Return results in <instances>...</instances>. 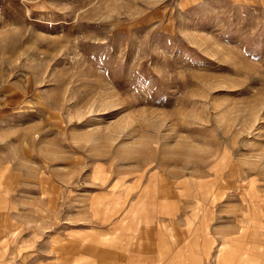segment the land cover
I'll return each mask as SVG.
<instances>
[{
  "label": "rangeland",
  "instance_id": "obj_1",
  "mask_svg": "<svg viewBox=\"0 0 264 264\" xmlns=\"http://www.w3.org/2000/svg\"><path fill=\"white\" fill-rule=\"evenodd\" d=\"M259 224L264 0H0V264H136L150 226V264H234Z\"/></svg>",
  "mask_w": 264,
  "mask_h": 264
},
{
  "label": "crops",
  "instance_id": "obj_2",
  "mask_svg": "<svg viewBox=\"0 0 264 264\" xmlns=\"http://www.w3.org/2000/svg\"><path fill=\"white\" fill-rule=\"evenodd\" d=\"M171 205L175 206L176 204L172 203ZM171 226H172V224H171ZM188 227H191V225L188 224ZM192 227H195V225H192ZM203 228H206L209 231H212L211 229L213 228V222L212 221L207 222V224ZM195 229H196V227L194 228V230ZM146 231H147V234L150 235V236L148 235V237H147L148 238L147 239L148 243H147V245L146 244L145 245L142 244V247H143L142 249L144 251L138 252V254L137 253L134 254L133 262H135L136 264H150L151 260H153V257H151V255H152L151 254V250L149 248L150 247L149 246V241L151 240V238H152V242H153L151 247H153V245H154V247H156V245H158L157 242H156L158 240L157 239L158 238L157 227L156 226H154V227L150 226L149 229H147ZM197 231L198 230H196V232ZM179 233L181 234L182 230L180 231V229H179ZM145 243H146V241H145ZM205 243H207V241ZM102 252L104 253L103 249H101L99 254H96V256H95L96 259H92L91 260L94 264H102V263H104V264H124L126 262L127 263L132 262V258L131 257H130V260H129V259H126V257L124 255L123 256H121V255L118 256V253H116V252L113 255V252L111 251V249H109L110 254H108V256L100 255ZM101 256H102V258H101ZM196 256L197 255H195V254L194 255H190V258L188 257V259H187V260H190V261H188V263L189 264H196V262H195V257ZM80 259L84 260L83 264H85L87 262H90V260L86 261L88 258L85 257V256H82V258L80 257Z\"/></svg>",
  "mask_w": 264,
  "mask_h": 264
},
{
  "label": "bare ground",
  "instance_id": "obj_3",
  "mask_svg": "<svg viewBox=\"0 0 264 264\" xmlns=\"http://www.w3.org/2000/svg\"><path fill=\"white\" fill-rule=\"evenodd\" d=\"M238 225H239V227H238ZM238 225H237V227L244 231L245 225L244 224H241V225L238 224ZM259 225L264 229V224H259ZM253 226H256V225H253ZM229 233H231V231ZM224 234L226 235L225 232H224ZM224 234H222V235H224ZM247 238H250V240L248 241ZM255 238H256L255 234H249V236H247V235H245V233H243V235H239V237L236 238L235 243H234V247L236 249L235 255L237 256V258L234 259V264H264V252L261 254L258 252L257 245L252 241ZM239 240H240V242H239ZM241 240L243 242H241ZM241 246H242V248H240ZM261 250L263 251L264 247H262ZM240 252H241V254H240ZM227 253H230V251H228ZM227 253L225 252V254L222 255V258L230 256V255H227ZM227 260H228V257H227ZM221 262H222V264H225L224 260H222Z\"/></svg>",
  "mask_w": 264,
  "mask_h": 264
}]
</instances>
